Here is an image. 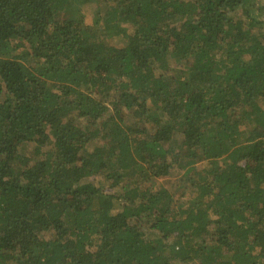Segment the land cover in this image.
<instances>
[{"label": "trees", "instance_id": "16d2710c", "mask_svg": "<svg viewBox=\"0 0 264 264\" xmlns=\"http://www.w3.org/2000/svg\"><path fill=\"white\" fill-rule=\"evenodd\" d=\"M73 8L0 0V264H264V0Z\"/></svg>", "mask_w": 264, "mask_h": 264}, {"label": "rangeland", "instance_id": "374dc122", "mask_svg": "<svg viewBox=\"0 0 264 264\" xmlns=\"http://www.w3.org/2000/svg\"><path fill=\"white\" fill-rule=\"evenodd\" d=\"M105 1L89 0L86 2H79V0H77V1L72 0L73 5H74L73 12H75L76 15L79 14L80 16H82V19L84 22L90 23L92 21L93 17L95 16V13L98 10L102 9V6L105 4ZM118 44H120V43L118 42ZM32 145L33 144H31V143H27L26 145H24V147L22 148V153L28 152L30 150V148L32 147ZM177 179H171L170 185H168V183H166L165 180L160 181V182L163 183L165 186H167L169 190L171 189V192H173L175 186H178L181 184V182H177ZM181 191H183V188H180L179 190H177V192L175 193V197L179 193H181ZM194 194H195V192L192 189L188 188L185 190V196H192ZM179 202H177V203H179ZM147 233L148 232L146 231V234ZM179 264H196V263L195 262H187V263H179Z\"/></svg>", "mask_w": 264, "mask_h": 264}]
</instances>
